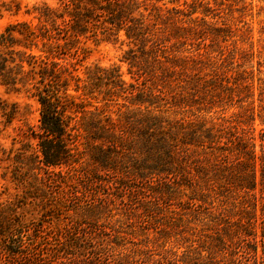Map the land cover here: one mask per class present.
Returning <instances> with one entry per match:
<instances>
[{"label":"trees","instance_id":"1","mask_svg":"<svg viewBox=\"0 0 264 264\" xmlns=\"http://www.w3.org/2000/svg\"><path fill=\"white\" fill-rule=\"evenodd\" d=\"M55 1L0 31V86L40 106L13 158L0 144L22 188L0 200V264H264V0ZM121 33L130 81L74 75L85 40ZM17 115L0 97V137ZM78 168L83 190L112 192L69 210L52 187Z\"/></svg>","mask_w":264,"mask_h":264},{"label":"rangeland","instance_id":"2","mask_svg":"<svg viewBox=\"0 0 264 264\" xmlns=\"http://www.w3.org/2000/svg\"><path fill=\"white\" fill-rule=\"evenodd\" d=\"M191 0H188L190 2ZM248 2L250 0H247ZM259 0H254V4H256ZM152 3H155L156 6L161 7L162 9H171V8H179L184 9V6L182 5L183 0L178 1H171V0H160L158 2L151 1ZM178 2V3H177ZM47 4L51 7H56L57 2L55 0H0V31L3 30V28L8 25L9 23H15L18 21H33L35 22L33 13V9L41 4ZM11 11H7V10ZM17 13L15 14V11ZM256 10H254L253 13H255ZM200 15V13L195 14ZM249 19V17H248ZM184 22L189 21V17H184ZM257 22V19L254 20ZM255 27H257L256 24H254ZM124 36L123 33H121L119 40H113V39H89L85 40L83 44H81L82 48L86 49V52H84V57L80 55L79 63L76 66V71L74 72V75H77L81 80L86 79V73L88 71H95V66L105 67L108 68L110 66H118L120 68V72L123 75V79L126 81H130V77L128 74V65L124 61V55L125 51L128 49V46L126 43H123ZM75 61V60H71ZM254 62V61H253ZM264 63V62H263ZM255 64V63H254ZM256 67V64H255ZM264 76V65L261 67V74L260 77ZM69 94H77L79 95L80 92L75 93L72 89H70ZM0 97L3 100H6L8 103H15L18 106V115L17 118L14 120L13 124L2 134L0 137V144L5 149L13 148V152L11 157L13 158L17 152H19L18 149L22 148L23 145V135L22 133L26 131L27 126H34L36 127L39 124V104L27 96L24 92H12L7 90L5 87L0 86ZM90 102L93 103L95 106H102L101 103H96L95 101L89 99ZM123 101L121 99L118 100L117 104H112L108 108H105V111L108 115L112 116V118H117L118 110L121 109L122 111L125 110V108H121V104ZM176 110H170L167 112V116L169 118H180L185 117V114H182V110H179L178 112H175ZM186 115H189V111H186ZM193 112H190V117ZM196 116H202L205 115V113H196ZM211 115V117H214V115ZM79 116V114H78ZM209 118L210 116H206ZM78 120V119H77ZM24 139V138H23ZM80 141V136H79ZM25 143V141H24ZM18 150V151H17ZM80 153V145L79 149L74 152ZM76 158L79 159L80 164V155L76 156ZM9 163L2 162L0 164V200L4 201L10 197H13V195L17 193H21V187L17 186L14 182L11 181L9 178V175L7 177H3V175L8 171L7 166ZM80 169H77V172L73 174V177L69 180V183L64 186V188L61 186V188L52 187V193L54 200L61 201V203L65 206L66 209H75L80 208L82 205L91 204L96 198L99 196H106L112 191H109L106 188H102L101 186H91L88 188V190H83L82 186L80 185ZM67 187V188H65ZM223 199L215 200L214 205L217 207L215 209H228L229 207L221 206V201ZM114 212H117L114 210ZM64 217L67 215L66 213H63ZM35 217H39V214L35 212ZM189 218L190 220L192 217L185 216ZM117 218L116 216L114 219ZM206 216L200 217V220L193 221V224L190 226L196 228V233H199L202 228L203 222H206L207 219H205ZM197 235V234H196ZM157 236L154 234H151L149 237V240H151L153 243H149L148 247H154L157 248L162 240L159 239V241H155ZM199 236H193L192 240H197ZM138 241L143 240L144 238H138ZM173 243V242H172ZM172 243H167L166 248L173 247ZM176 246V245H175ZM176 248V247H175ZM181 250V249H180Z\"/></svg>","mask_w":264,"mask_h":264}]
</instances>
